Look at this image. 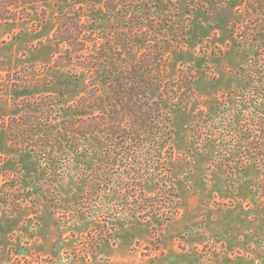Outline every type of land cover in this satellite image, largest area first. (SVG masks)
<instances>
[{
	"label": "rangeland",
	"instance_id": "obj_1",
	"mask_svg": "<svg viewBox=\"0 0 264 264\" xmlns=\"http://www.w3.org/2000/svg\"><path fill=\"white\" fill-rule=\"evenodd\" d=\"M63 6L90 20L103 57L124 51L119 67L157 45L166 73L153 97L164 98L173 135L137 143L60 131L88 83L54 67L67 53L54 1L0 22V264H264V0ZM131 24L137 48L124 50ZM40 97V129L18 130L24 99Z\"/></svg>",
	"mask_w": 264,
	"mask_h": 264
},
{
	"label": "trees",
	"instance_id": "obj_2",
	"mask_svg": "<svg viewBox=\"0 0 264 264\" xmlns=\"http://www.w3.org/2000/svg\"><path fill=\"white\" fill-rule=\"evenodd\" d=\"M39 1H54L58 21L55 39L67 47L66 54L56 57L54 67L68 70L69 76L78 82L88 83L87 93L80 94L73 106L72 116L60 122L62 127L59 130L68 132L70 137L76 140L80 136L86 137L95 133L121 140L130 138L137 143L143 140L156 142L171 139L172 116L163 107L164 98L153 97V89L166 73V62L157 45L143 53L137 64L119 67V62L124 60V51L119 53L118 58L103 57L96 49V29L90 28V20L86 15L64 9L63 5L70 6L73 0H0V22L27 19L30 16L27 5ZM131 12L134 14L137 11L130 8L127 14ZM123 30L126 37L120 45L124 50L137 48L133 40V24ZM191 83L192 81L188 83L190 92ZM28 85L29 83H26L24 86ZM164 91L175 106L188 104L185 103L182 87L177 88L167 82ZM47 99L48 97L24 99L23 115L17 119V122L22 124L18 130L33 127L37 129L40 126L41 120L37 119L43 116ZM85 112L91 113L85 117ZM18 134L22 136L24 132ZM261 148L262 145L256 150L259 151L257 155L262 164L260 187L264 202V145Z\"/></svg>",
	"mask_w": 264,
	"mask_h": 264
}]
</instances>
